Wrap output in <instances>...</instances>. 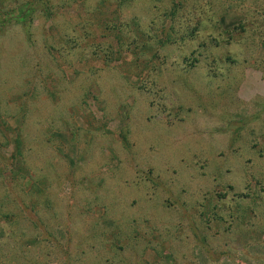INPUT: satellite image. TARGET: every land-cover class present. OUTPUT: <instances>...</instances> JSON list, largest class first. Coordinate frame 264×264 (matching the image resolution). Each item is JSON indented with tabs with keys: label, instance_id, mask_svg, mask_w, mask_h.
Returning <instances> with one entry per match:
<instances>
[{
	"label": "rangeland",
	"instance_id": "rangeland-1",
	"mask_svg": "<svg viewBox=\"0 0 264 264\" xmlns=\"http://www.w3.org/2000/svg\"><path fill=\"white\" fill-rule=\"evenodd\" d=\"M0 264H264V0H0Z\"/></svg>",
	"mask_w": 264,
	"mask_h": 264
},
{
	"label": "trees",
	"instance_id": "trees-1",
	"mask_svg": "<svg viewBox=\"0 0 264 264\" xmlns=\"http://www.w3.org/2000/svg\"><path fill=\"white\" fill-rule=\"evenodd\" d=\"M173 10V9H172ZM170 12V11H169ZM170 14V13H169ZM19 17H20V15L18 16V19H19ZM191 36V35H190ZM167 38V40H168V37H166ZM16 153H17V155H20V147L17 145L16 146Z\"/></svg>",
	"mask_w": 264,
	"mask_h": 264
}]
</instances>
